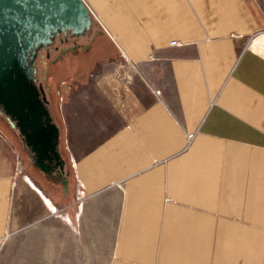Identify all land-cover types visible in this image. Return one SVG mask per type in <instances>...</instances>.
<instances>
[{"label":"crops","instance_id":"crops-1","mask_svg":"<svg viewBox=\"0 0 264 264\" xmlns=\"http://www.w3.org/2000/svg\"><path fill=\"white\" fill-rule=\"evenodd\" d=\"M84 1L149 81L72 165L80 190H119L112 264H264V0ZM84 116L82 134L103 129ZM13 188L0 175V239Z\"/></svg>","mask_w":264,"mask_h":264},{"label":"rangeland","instance_id":"rangeland-1","mask_svg":"<svg viewBox=\"0 0 264 264\" xmlns=\"http://www.w3.org/2000/svg\"><path fill=\"white\" fill-rule=\"evenodd\" d=\"M81 21L63 20L29 51L32 83L58 131L49 141L53 147L29 143L0 106V175L14 178L0 264L113 263L119 190H80L72 165L125 122L127 112L130 117L148 103L149 81L143 67L121 55L89 6ZM105 98L119 116L107 112ZM87 106L104 112V126L84 135L79 122Z\"/></svg>","mask_w":264,"mask_h":264},{"label":"water","instance_id":"water-1","mask_svg":"<svg viewBox=\"0 0 264 264\" xmlns=\"http://www.w3.org/2000/svg\"><path fill=\"white\" fill-rule=\"evenodd\" d=\"M80 0H0V106L17 122L29 143H37L35 133L44 139L57 138L36 87L32 83L29 51L49 39L50 32L64 22L77 26L86 9ZM47 21L43 33L39 28ZM35 33V35H34Z\"/></svg>","mask_w":264,"mask_h":264},{"label":"bare ground","instance_id":"bare-ground-1","mask_svg":"<svg viewBox=\"0 0 264 264\" xmlns=\"http://www.w3.org/2000/svg\"><path fill=\"white\" fill-rule=\"evenodd\" d=\"M77 6L80 7V8H84V9H86V6L88 7V5L85 3L84 0H80V2H78ZM47 25H48V22H47V21H44V22L41 24V26H40V28H39V30H40L41 33H43V32L45 31V29L47 28ZM34 35H35V33H34ZM31 136H33V137L36 139L37 142H40V143H41V141L45 142L44 139L40 138V137H39L37 134H35V133L31 134ZM45 143H46V142H45Z\"/></svg>","mask_w":264,"mask_h":264},{"label":"built area","instance_id":"built-area-1","mask_svg":"<svg viewBox=\"0 0 264 264\" xmlns=\"http://www.w3.org/2000/svg\"><path fill=\"white\" fill-rule=\"evenodd\" d=\"M178 44H179V43L176 42V41L171 42V45H172V46H176V45H178ZM156 93L159 94V91H156ZM187 137H188V143H189V142L192 140L193 135H188Z\"/></svg>","mask_w":264,"mask_h":264}]
</instances>
